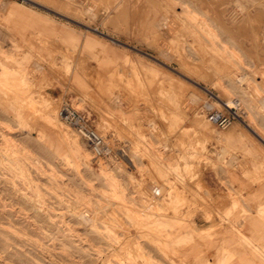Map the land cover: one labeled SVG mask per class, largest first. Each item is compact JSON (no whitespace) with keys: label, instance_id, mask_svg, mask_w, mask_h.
I'll use <instances>...</instances> for the list:
<instances>
[{"label":"rangeland","instance_id":"374dc122","mask_svg":"<svg viewBox=\"0 0 264 264\" xmlns=\"http://www.w3.org/2000/svg\"><path fill=\"white\" fill-rule=\"evenodd\" d=\"M263 206L264 0H0V264H217Z\"/></svg>","mask_w":264,"mask_h":264},{"label":"built area","instance_id":"2783aa9c","mask_svg":"<svg viewBox=\"0 0 264 264\" xmlns=\"http://www.w3.org/2000/svg\"><path fill=\"white\" fill-rule=\"evenodd\" d=\"M234 103L233 105L224 106V110L206 106L205 115L207 120L216 128H227L239 117L237 113L239 102L234 101ZM60 112L64 121L73 127L82 139L90 145L94 155H101L104 142L102 137L96 133L97 131L94 126L90 123L87 113L77 110L68 104L63 105Z\"/></svg>","mask_w":264,"mask_h":264},{"label":"crops","instance_id":"0c3cea01","mask_svg":"<svg viewBox=\"0 0 264 264\" xmlns=\"http://www.w3.org/2000/svg\"><path fill=\"white\" fill-rule=\"evenodd\" d=\"M12 10H21L20 8L14 6ZM260 218H261V233L264 237V206L262 208V211L260 213ZM198 231H201V229H197ZM199 234H197L196 236L199 238L201 236L199 235H202L203 233L201 232H198ZM238 234L239 236L242 237L243 240H247L245 242L247 243H252L251 241H249V238H248V235H246L244 232L242 231H238ZM202 241H199L197 239L192 238L191 240V245L189 246V252L187 253V255H183V256H180L181 259H187L190 260L189 262L190 263H193V264H201V260L204 259V253H203V250H202V247H204L207 243L206 240L204 239H201ZM203 244V245H202ZM263 247V246H262ZM202 250V251H201ZM224 250V256L222 257V260L221 262H218L217 264H229L231 263L233 260H234V255H237V257L239 259L237 260H240L243 259L244 257H246L248 255V253L250 254H254L256 255L257 254V257H259L260 260H262V262H264V251L261 250L260 247H255V246H250L249 245V249L246 248V247H242L240 249H227V248H223ZM261 254V256H260ZM209 264H212L211 262H209Z\"/></svg>","mask_w":264,"mask_h":264},{"label":"bare ground","instance_id":"6f19581e","mask_svg":"<svg viewBox=\"0 0 264 264\" xmlns=\"http://www.w3.org/2000/svg\"><path fill=\"white\" fill-rule=\"evenodd\" d=\"M31 1H32V0H31ZM232 15H233V16H232ZM232 15H231V17L233 18V20H236V19L239 18V16H240V12H239V11H234V14H232ZM94 30H95V29H94ZM237 100H238V99H237ZM65 104H67V103H64L63 105H65ZM63 105H62V106H63ZM222 105L227 106L228 104L222 102ZM62 106H61V107H62ZM48 107H49V106H48ZM61 107H60L59 110H58V118H59L62 122H65L64 119H63V117H62L61 114H60V113H61V112H60V111H61ZM50 108H51V107H49V110H50ZM50 111H51V110H50ZM48 116H49V114H48ZM52 116H53V115H52ZM50 117H51V115H50ZM50 117H49V118H50ZM198 122H200V121H198ZM65 123H66V122H65ZM66 124H67V123H66ZM67 125H68V124H67ZM68 126H70V125H68ZM245 126L248 127V128H250V130H251L253 133H256V132H254V129L252 130V128H251L248 124H246ZM70 127H71V126H70ZM72 128H73V127H72ZM204 128H205V127H204ZM206 128H208V127H206ZM73 129H74V128H73ZM209 130H210V129H209ZM65 131H66V130H65ZM74 131H75V129H74ZM96 131H97V130H96ZM204 131H205V130H204ZM75 133L79 136V138H80L81 140H83L82 137H81L76 131H75ZM96 133H97L98 135H100V134L98 133V131H97ZM100 136H101V135H100ZM68 137H69V136H68ZM70 137H71V135H70ZM101 137H102V136H101ZM102 139H103V137H102ZM83 141H84V140H83ZM73 142L75 143V145H76L77 147H79V143H78V141H77L75 138L73 139ZM84 142H85V141H84ZM103 142H104V144H103L102 154H101V155H99V156H98V155H94V153L92 152L93 155H94L95 157H97V158H99V157L102 158V156H104V154H105V151H104V150L106 149V144H105L104 139H103ZM74 143H73V144H74ZM85 143H86V142H85ZM87 145L90 147V145H89L88 143H87ZM79 148H80V147H79ZM90 149H91V148H90ZM91 151H92V150H91ZM86 157H87V156H86ZM100 158H99V159H100Z\"/></svg>","mask_w":264,"mask_h":264}]
</instances>
